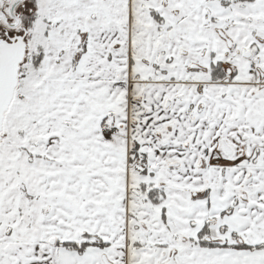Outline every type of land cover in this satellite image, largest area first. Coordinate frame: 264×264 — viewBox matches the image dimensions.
Instances as JSON below:
<instances>
[{"label": "snow or ice", "instance_id": "snow-or-ice-1", "mask_svg": "<svg viewBox=\"0 0 264 264\" xmlns=\"http://www.w3.org/2000/svg\"><path fill=\"white\" fill-rule=\"evenodd\" d=\"M0 264H264V0H0Z\"/></svg>", "mask_w": 264, "mask_h": 264}]
</instances>
